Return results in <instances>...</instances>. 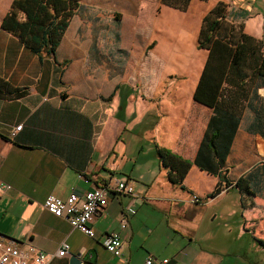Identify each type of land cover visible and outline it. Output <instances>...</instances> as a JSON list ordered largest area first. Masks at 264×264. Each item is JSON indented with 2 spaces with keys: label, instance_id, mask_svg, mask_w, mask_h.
<instances>
[{
  "label": "crops",
  "instance_id": "obj_1",
  "mask_svg": "<svg viewBox=\"0 0 264 264\" xmlns=\"http://www.w3.org/2000/svg\"><path fill=\"white\" fill-rule=\"evenodd\" d=\"M11 1L0 0V22ZM85 1L106 27L91 43L78 34L76 12V25L69 20L53 57H38L0 28V82L21 91L0 88V185H8L0 189V236L48 255L66 242L68 254L47 264H69L74 255L79 264H143L147 258L150 264H257L264 251L261 79L240 101L219 175L191 163L179 185L170 183L156 147L191 162L206 129L211 109L192 98L207 56L196 47L203 16L222 3L224 22L239 25L264 50V0H189L183 11L160 0ZM167 16L190 26L167 34ZM156 26L173 45L169 64L183 66L165 70L152 85L149 64L163 62L144 56ZM172 73L182 81L163 87ZM238 177L248 182L252 200L240 198ZM116 181L131 185L133 194L108 195L91 223L92 237L42 206L48 195L64 198ZM112 230L122 238L118 257L101 245Z\"/></svg>",
  "mask_w": 264,
  "mask_h": 264
},
{
  "label": "trees",
  "instance_id": "obj_2",
  "mask_svg": "<svg viewBox=\"0 0 264 264\" xmlns=\"http://www.w3.org/2000/svg\"><path fill=\"white\" fill-rule=\"evenodd\" d=\"M80 0H12L0 22V28L17 38L38 57L54 56L70 18ZM189 0H160V3L183 11ZM223 4L216 3L202 18L196 47L207 56L194 87L195 102L211 109L206 129L193 160L182 159L156 147L161 165L167 168L170 183L180 184L190 164L210 174H218L229 151L237 126L240 104L254 79L264 88V50L262 43L241 31L239 25L226 24ZM7 93L20 95L7 82H0ZM240 198L252 200L248 182L238 177L234 183Z\"/></svg>",
  "mask_w": 264,
  "mask_h": 264
},
{
  "label": "built area",
  "instance_id": "obj_3",
  "mask_svg": "<svg viewBox=\"0 0 264 264\" xmlns=\"http://www.w3.org/2000/svg\"><path fill=\"white\" fill-rule=\"evenodd\" d=\"M21 125L14 127L9 133L20 129ZM8 185L1 184L0 189H7ZM123 193L131 195V185L124 181H116L113 184L96 186L81 194L70 192L64 198L48 195L43 203V208L50 214L63 218L72 229H76L87 237H92L91 223L99 211L106 205L107 197L111 193ZM191 202H197V197L192 196ZM131 213V212H130ZM126 220L122 217L119 221V229L125 228ZM101 245L115 257L120 255L122 238L118 231L112 230L104 233ZM68 244L62 241L54 254L48 255L38 251L25 242L0 236V264H47L52 257H63L68 254ZM167 259H161L159 264H166ZM143 264H150V259H145Z\"/></svg>",
  "mask_w": 264,
  "mask_h": 264
},
{
  "label": "rangeland",
  "instance_id": "obj_4",
  "mask_svg": "<svg viewBox=\"0 0 264 264\" xmlns=\"http://www.w3.org/2000/svg\"><path fill=\"white\" fill-rule=\"evenodd\" d=\"M108 3V2H107ZM91 7H93V5H89L88 3H86L85 0H81V6L80 8L77 10L78 14H79V18L80 21L78 22V34L79 35H85L84 39L86 40H91V43H94V38H95V33H97V31H100L102 28L106 27V21H105V17L102 18H96L95 15L93 14V12H90L89 9H91ZM94 17L96 19H94ZM75 17L73 16L70 19V22L73 19V23H72V27H74V25H76L77 19H74ZM164 18V16L162 17V19ZM164 20H166L169 23V27H167V29H165V32L167 34H174L175 32L178 31V27H182L183 29H188V26H190V22L191 21H179L176 20L174 17L172 16H167ZM69 22V23H70ZM159 22V18H157V22L156 24ZM158 26V25H157ZM156 26V33H152V41L150 43V49L146 52V55L144 56V58L151 56V58H153V56H156L157 58H159L163 64L159 61L154 62L153 61L150 62V67H149V74H150V79H151V83L152 85L155 83V80L157 77H159L158 75L161 74L162 72H164L165 70H172V71H176V67L179 65H172L173 63L169 64V58L171 55V50L173 49V45H171V43L169 41H167L165 39V37L163 35H160L158 33L159 31V27ZM101 38H99L100 40ZM155 43H153L154 41ZM147 43H143V45L145 46ZM148 59L145 61V63L147 62ZM196 61V59L192 60V64L189 63L191 62V60L188 61V64L186 66V74L190 75L192 73V71L194 70L196 64H194ZM144 65V64H143ZM163 66V68H162ZM180 67L183 66L182 64L179 65ZM181 74H175L172 73L171 76H167L164 78L163 82L164 85H162L163 87L166 86V83H169V85L174 84V83H179L181 82ZM189 82L184 83L185 85L183 86H187ZM161 86V87H162ZM262 94L264 92H262V89L259 91ZM259 211V210H257ZM264 209L262 210V214L264 217ZM258 214V213H257ZM264 234V232H263ZM257 264H264V251L261 255H257Z\"/></svg>",
  "mask_w": 264,
  "mask_h": 264
},
{
  "label": "water",
  "instance_id": "obj_5",
  "mask_svg": "<svg viewBox=\"0 0 264 264\" xmlns=\"http://www.w3.org/2000/svg\"><path fill=\"white\" fill-rule=\"evenodd\" d=\"M68 263H69V264H79L80 261H79V259L77 258V256L74 255V256H71V257L69 258Z\"/></svg>",
  "mask_w": 264,
  "mask_h": 264
}]
</instances>
